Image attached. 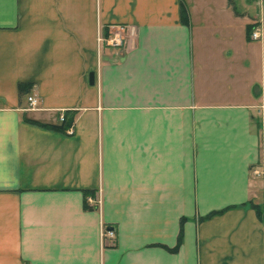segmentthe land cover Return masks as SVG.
<instances>
[{"label": "crops", "instance_id": "obj_1", "mask_svg": "<svg viewBox=\"0 0 264 264\" xmlns=\"http://www.w3.org/2000/svg\"><path fill=\"white\" fill-rule=\"evenodd\" d=\"M234 9L0 0V264H264L246 205L264 189V16ZM118 25L126 49L97 42ZM59 114L72 134L43 127Z\"/></svg>", "mask_w": 264, "mask_h": 264}, {"label": "built area", "instance_id": "obj_2", "mask_svg": "<svg viewBox=\"0 0 264 264\" xmlns=\"http://www.w3.org/2000/svg\"><path fill=\"white\" fill-rule=\"evenodd\" d=\"M259 7L262 9L261 16H264V5L263 2L260 0L258 2ZM131 33V29L123 26L118 25L111 28H108L105 34H101L97 38V42L99 44H104L105 46L112 48V49H119V47L126 49L128 47V39H126V35ZM250 40H259L260 39V32L258 28H254L250 35ZM28 107L30 110H34L37 106V100L34 97H28L27 98ZM58 120L60 122L64 121L63 115H59ZM68 134H72V129H67ZM255 174H257L256 171H254ZM97 203V206H100L101 198L100 195L97 196L95 200H92L91 198H87L88 206L92 204V202ZM100 237H101V243L103 247H112L114 246L115 242V234L112 230L106 228L105 226H101L100 229Z\"/></svg>", "mask_w": 264, "mask_h": 264}, {"label": "trees", "instance_id": "obj_3", "mask_svg": "<svg viewBox=\"0 0 264 264\" xmlns=\"http://www.w3.org/2000/svg\"><path fill=\"white\" fill-rule=\"evenodd\" d=\"M180 17H181V20L183 22H187V13H186V10L185 8H182L181 9V14H180ZM254 26V25H253ZM253 26L252 25H247L246 26V35H247V38L249 37V34L251 32V30L253 29ZM18 89H20V91L23 89V86L21 84H19L18 86ZM34 124H39V123H36V122H32ZM72 123H73V119H67L66 117H64V121L62 123H60L59 125H43V127H47L49 129H53V130H56L58 132H61V133H65L67 129H69L71 126H72ZM261 129H262V133H263V139H264V114H263V117H262V124H261ZM85 199L87 198L88 193H85ZM259 198H261V202L264 201V191L262 193L261 196H257L256 198H253L252 200H249L247 202V206L250 207L256 217L258 218V220H260L263 224H264V205L262 203H258V200ZM85 205L87 207V203L85 202ZM219 212H212L210 214H208V217H211L215 214H218ZM181 238H182V230H181V227L179 228V233H178V237H177V242H176V246L174 248V250L179 246V244L181 243Z\"/></svg>", "mask_w": 264, "mask_h": 264}, {"label": "rangeland", "instance_id": "obj_4", "mask_svg": "<svg viewBox=\"0 0 264 264\" xmlns=\"http://www.w3.org/2000/svg\"><path fill=\"white\" fill-rule=\"evenodd\" d=\"M231 1H232V5L235 7L234 11L236 10L238 13L243 14L245 17L254 15L255 14V8H257L258 14L261 17V15H260V7L257 4L260 0H231ZM263 2H264V0H263ZM262 29H263V36H264V24H263ZM128 37H129V34L126 35V39H128ZM244 38H245V41H246V38H247L246 27L244 28ZM251 42H258V41H249L248 43H251ZM122 49L123 48L119 47L118 50H122ZM254 171H256L257 174H255ZM250 172H251L252 176L257 178L259 183H261L260 189H263V181H264V173H263V171L260 168L258 169V167H254V168H252L250 170ZM263 191H264V189H263ZM261 195H262V193H260V196ZM258 203L259 204L262 203L264 205V201L261 202V198H259Z\"/></svg>", "mask_w": 264, "mask_h": 264}, {"label": "water", "instance_id": "obj_5", "mask_svg": "<svg viewBox=\"0 0 264 264\" xmlns=\"http://www.w3.org/2000/svg\"><path fill=\"white\" fill-rule=\"evenodd\" d=\"M93 79H94V76H93V73L91 72L88 76V80H89V84L92 85L93 84Z\"/></svg>", "mask_w": 264, "mask_h": 264}]
</instances>
